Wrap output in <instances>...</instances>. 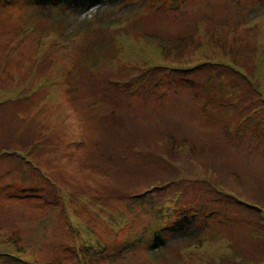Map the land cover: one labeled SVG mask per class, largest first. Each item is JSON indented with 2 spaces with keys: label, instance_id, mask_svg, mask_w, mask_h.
Returning <instances> with one entry per match:
<instances>
[{
  "label": "rangeland",
  "instance_id": "374dc122",
  "mask_svg": "<svg viewBox=\"0 0 264 264\" xmlns=\"http://www.w3.org/2000/svg\"><path fill=\"white\" fill-rule=\"evenodd\" d=\"M0 196V264H264V0H0Z\"/></svg>",
  "mask_w": 264,
  "mask_h": 264
},
{
  "label": "crops",
  "instance_id": "0c3cea01",
  "mask_svg": "<svg viewBox=\"0 0 264 264\" xmlns=\"http://www.w3.org/2000/svg\"><path fill=\"white\" fill-rule=\"evenodd\" d=\"M26 160V159H25ZM12 181H9V182H2V185H7V186H10L11 184H14V181L13 183H11ZM0 200H1V196H0Z\"/></svg>",
  "mask_w": 264,
  "mask_h": 264
}]
</instances>
